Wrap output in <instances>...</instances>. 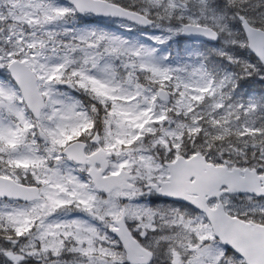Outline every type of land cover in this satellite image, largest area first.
Listing matches in <instances>:
<instances>
[{
	"label": "snow or ice",
	"instance_id": "1",
	"mask_svg": "<svg viewBox=\"0 0 264 264\" xmlns=\"http://www.w3.org/2000/svg\"><path fill=\"white\" fill-rule=\"evenodd\" d=\"M0 264H264V0H0Z\"/></svg>",
	"mask_w": 264,
	"mask_h": 264
}]
</instances>
